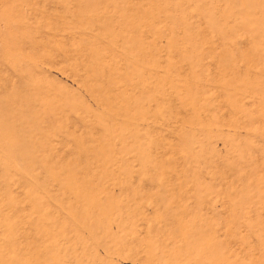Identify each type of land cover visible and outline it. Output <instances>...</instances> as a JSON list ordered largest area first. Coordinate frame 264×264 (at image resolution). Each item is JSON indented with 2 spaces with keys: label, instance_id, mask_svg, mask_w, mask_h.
Masks as SVG:
<instances>
[{
  "label": "rangeland",
  "instance_id": "374dc122",
  "mask_svg": "<svg viewBox=\"0 0 264 264\" xmlns=\"http://www.w3.org/2000/svg\"><path fill=\"white\" fill-rule=\"evenodd\" d=\"M0 264H264V0H0Z\"/></svg>",
  "mask_w": 264,
  "mask_h": 264
}]
</instances>
